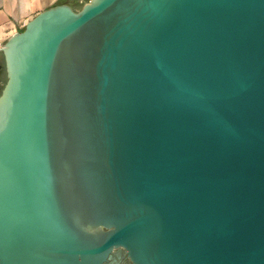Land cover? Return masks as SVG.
Listing matches in <instances>:
<instances>
[{
	"label": "water",
	"instance_id": "95a60500",
	"mask_svg": "<svg viewBox=\"0 0 264 264\" xmlns=\"http://www.w3.org/2000/svg\"><path fill=\"white\" fill-rule=\"evenodd\" d=\"M0 51V264H264V0L58 3Z\"/></svg>",
	"mask_w": 264,
	"mask_h": 264
},
{
	"label": "crops",
	"instance_id": "0c3cea01",
	"mask_svg": "<svg viewBox=\"0 0 264 264\" xmlns=\"http://www.w3.org/2000/svg\"><path fill=\"white\" fill-rule=\"evenodd\" d=\"M88 0H0V48L5 41L34 15L58 3H65L80 9ZM3 60L0 51V63ZM1 73V70H0Z\"/></svg>",
	"mask_w": 264,
	"mask_h": 264
},
{
	"label": "flooded vegetation",
	"instance_id": "af4514ba",
	"mask_svg": "<svg viewBox=\"0 0 264 264\" xmlns=\"http://www.w3.org/2000/svg\"><path fill=\"white\" fill-rule=\"evenodd\" d=\"M113 255L114 261H111L108 264H132L128 256L121 249L115 250Z\"/></svg>",
	"mask_w": 264,
	"mask_h": 264
},
{
	"label": "trees",
	"instance_id": "16d2710c",
	"mask_svg": "<svg viewBox=\"0 0 264 264\" xmlns=\"http://www.w3.org/2000/svg\"><path fill=\"white\" fill-rule=\"evenodd\" d=\"M0 70H1V73H0V91H1V88L5 82V70H4V61L3 60L0 63Z\"/></svg>",
	"mask_w": 264,
	"mask_h": 264
}]
</instances>
